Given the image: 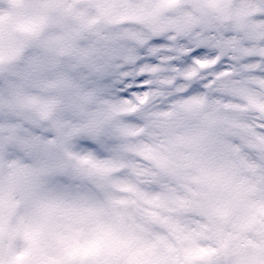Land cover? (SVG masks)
<instances>
[{"label": "clouds", "instance_id": "clouds-1", "mask_svg": "<svg viewBox=\"0 0 264 264\" xmlns=\"http://www.w3.org/2000/svg\"><path fill=\"white\" fill-rule=\"evenodd\" d=\"M0 264H264V0H0Z\"/></svg>", "mask_w": 264, "mask_h": 264}]
</instances>
